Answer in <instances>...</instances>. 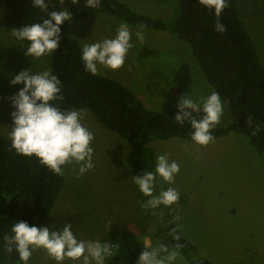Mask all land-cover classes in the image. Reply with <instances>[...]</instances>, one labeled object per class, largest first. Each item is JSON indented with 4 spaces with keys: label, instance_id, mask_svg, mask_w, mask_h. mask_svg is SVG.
Listing matches in <instances>:
<instances>
[{
    "label": "rangeland",
    "instance_id": "obj_1",
    "mask_svg": "<svg viewBox=\"0 0 264 264\" xmlns=\"http://www.w3.org/2000/svg\"><path fill=\"white\" fill-rule=\"evenodd\" d=\"M131 10L151 18L171 21L178 9L175 1L166 4L154 0H119ZM238 15L252 39L260 62L264 65V0H235ZM4 1L0 0V136L11 142L10 97L23 84L10 85L20 71L33 73L49 69V55L40 58L25 55L24 45L16 40L5 26ZM122 22L111 16L89 11L83 18L68 22L70 37L81 49L85 44L115 38ZM133 33L131 48L124 65L109 70L98 65L96 75L121 83L150 111L162 112L178 104L182 95L193 98L207 97L212 89L202 76L189 46L165 31L143 29L144 41ZM148 51L151 54H141ZM54 105L52 101L49 102ZM64 111V110H62ZM82 120L94 135V168L77 178L78 166H63L64 182L51 210L38 226L62 228L72 224L78 240H98L112 230H122L139 242V255L144 246L154 247L163 239H152L163 225L168 210L180 216L176 226L181 236L195 252L181 255L175 264H190L194 260H208L216 264L264 263V163L252 149L247 138L228 133L214 143L201 147L179 138L152 139L145 143L156 157L167 154L180 165L174 183L163 182L159 177L154 194L173 187L180 193L177 204L160 206L154 210L140 207L147 197L139 192L125 163L127 152L136 144L122 139L99 125L86 109ZM229 122L223 107L220 125ZM139 142H144L140 139ZM155 166L153 172L155 171ZM152 239V240H151ZM138 260V258H137ZM136 260V261H137ZM136 261L133 264H136ZM27 264H57L43 249H35ZM62 264H80L65 260Z\"/></svg>",
    "mask_w": 264,
    "mask_h": 264
},
{
    "label": "trees",
    "instance_id": "obj_2",
    "mask_svg": "<svg viewBox=\"0 0 264 264\" xmlns=\"http://www.w3.org/2000/svg\"><path fill=\"white\" fill-rule=\"evenodd\" d=\"M3 1L5 26L9 33L14 28L42 23L51 11L68 10L71 20L83 18L93 11L132 27L144 25L143 29L174 35L189 46L207 85L219 93L223 101L229 122L212 130L214 138L228 133L245 137L264 163V65L238 15L235 0H226L228 7L219 17L227 28L223 34L214 30L217 20L214 10L199 5L198 0H154L161 4L177 2V13L171 21L134 12L119 0H100L96 9L87 8L86 0H79L76 5L71 0H45L48 4L46 11L33 7V0ZM68 22L60 26V47L49 55V69L62 84L64 100L56 102L61 110L86 109L103 128L136 143L127 152L125 163L137 174L152 171L155 166L154 153L145 146L148 141L179 138L193 142L190 123L177 124L174 120L177 105L162 112L147 110L121 83L86 72L81 60L82 49L70 37ZM19 42L28 45L26 41ZM141 54L151 53L142 51ZM193 115L199 119L202 113ZM250 117L252 127L248 125ZM256 124H260L261 131L253 136L251 132ZM140 139L144 142H139ZM63 182L64 175H54L35 157L18 155L11 142L0 136V264H22L15 250L10 254L7 252L3 237L11 235L15 222L24 221L29 226L38 227L51 210ZM175 215L171 210L165 213L163 225L155 231L152 239H163L171 246L180 243L183 246L180 254H191L195 249L181 236ZM173 229H176L173 235L178 234L180 241L172 239L170 233ZM101 243L112 245L106 264H133L139 257L141 245L125 231H109ZM190 264L216 263L202 259Z\"/></svg>",
    "mask_w": 264,
    "mask_h": 264
},
{
    "label": "clouds",
    "instance_id": "obj_3",
    "mask_svg": "<svg viewBox=\"0 0 264 264\" xmlns=\"http://www.w3.org/2000/svg\"><path fill=\"white\" fill-rule=\"evenodd\" d=\"M73 5L79 0H71ZM199 5L214 10L217 17L214 30L223 34L227 28L220 22L219 17L228 7L226 0H198ZM33 7L41 11L48 9L45 0H33ZM87 8H97L100 0H86ZM72 18L68 10L51 11L42 23L24 25L11 30V35L18 41H26L28 46L23 48L28 57L40 58L50 55L60 47V26ZM144 25H138L135 38L143 43ZM133 33L127 23H121L116 29L115 38L104 39L101 42L85 44L81 50V60L86 72L92 75L98 73V65L109 70H117L125 63V58L134 45L130 42ZM23 84L14 96L10 97L13 127L8 131L12 149L25 157H35L39 163L49 169L54 175L63 176V166L73 164L78 166L77 178H80L94 168L92 161L94 149L90 146L94 135L81 123L82 115L77 110L62 111L57 101H63L62 84L51 69L33 73L28 70L20 71L11 80L10 85ZM54 101L55 105L50 104ZM178 113L174 120L177 124L185 121L192 128L191 140L201 147L215 142L212 130L220 124L223 115V101L219 93L212 91L207 97L193 98L189 94L182 95L177 104ZM202 113L197 119L193 114ZM253 120L248 119L249 127ZM261 131L260 124L252 128L251 135L256 136ZM180 171V165L171 161L167 154L156 157L155 171H145L139 177H132L139 192L148 199L140 204L143 210H154L160 206L171 208L180 199V193L173 187L161 189L154 194V187L159 177L163 182L174 183L175 176ZM172 211H177L172 209ZM179 221L180 216H174ZM53 227L29 226L27 222H15L11 227V235L5 234L6 250L10 254L15 250L18 261L27 264L35 249H43L48 257L62 264L63 261H79L80 264H106L111 254L112 245L98 240H78L72 230V224H65L58 230ZM172 239L180 241L181 237L173 235ZM183 246L175 243L165 247L161 242L153 247L150 242L144 246L136 264H175L183 259L180 249Z\"/></svg>",
    "mask_w": 264,
    "mask_h": 264
}]
</instances>
